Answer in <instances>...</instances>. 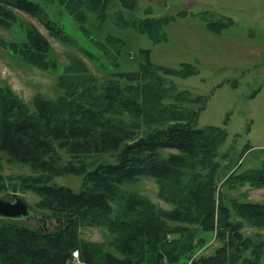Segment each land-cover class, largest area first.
Masks as SVG:
<instances>
[{
	"label": "trees",
	"instance_id": "obj_1",
	"mask_svg": "<svg viewBox=\"0 0 264 264\" xmlns=\"http://www.w3.org/2000/svg\"><path fill=\"white\" fill-rule=\"evenodd\" d=\"M119 1L126 9L136 8L135 0ZM112 5L113 0H0V28L20 24L23 35L3 40V47L38 69L58 73L60 89L55 98L38 94L31 106L10 86H0V153L36 173L0 174V191L11 186L34 192L40 197L36 207L59 222L43 231L0 218V264H78L75 251L83 264H264V238L244 233L247 227L264 228V203L227 196V190L246 185L264 187V163L257 169H227L225 161L236 154L221 150L226 128L197 126L208 96L179 90L168 79L188 78L197 73L195 66L158 65L151 49H141L138 70H119L100 80L77 56L61 66L48 38L19 18L21 12L39 19L53 37L90 60L99 59L51 17L52 8H63L83 38L119 67L124 40L108 34L102 42L93 32L107 22ZM114 15L121 28H133L154 43L169 38V18L130 22L120 11ZM206 22L216 33L235 23L232 18ZM60 150L71 156L65 166L59 164ZM105 153H114L117 162L90 169L87 158ZM66 174L83 176L81 191L55 184ZM143 177L155 178L160 198L171 209L123 188ZM86 227L102 229L112 240H88L82 234ZM213 237L214 252L199 253Z\"/></svg>",
	"mask_w": 264,
	"mask_h": 264
},
{
	"label": "rangeland",
	"instance_id": "obj_2",
	"mask_svg": "<svg viewBox=\"0 0 264 264\" xmlns=\"http://www.w3.org/2000/svg\"><path fill=\"white\" fill-rule=\"evenodd\" d=\"M134 10L124 8L119 0H113L110 16L103 26L94 27L95 38L105 42L106 35L122 38L126 47L120 56V66L105 57L89 40L83 38L75 20L62 8L51 9V17L65 26L67 33L90 48L99 59L86 58L76 47L70 46L53 37L47 27L29 14L19 13L21 23L36 26L50 41L53 53L60 65L70 63L71 56L82 59L90 71L100 80H109L112 73L138 70L143 62L141 49L152 50L155 64L180 69L182 64L195 66L197 73L188 78L168 77L176 82L179 90H190L196 95L208 96L206 108L198 119V127L214 125L228 131V139L222 147L223 152L236 154L235 160L225 161L226 166L235 171L261 168L264 163V0H135ZM120 11L128 21L152 17L169 18L167 26L168 40L154 43L146 35L133 28H121L116 24L114 13ZM55 12V13H53ZM232 18L234 25L221 33L208 30L207 20L226 21ZM20 24L12 28H0V86H10L21 98L33 106L34 98L41 94L55 98L60 94L57 85L58 73L46 72L30 65L19 54L3 47V40H19L22 37ZM166 151L165 154H168ZM65 166L71 156L60 150ZM239 155V157H238ZM241 155L243 157H241ZM3 158L0 174L6 177L36 175L29 164L8 161ZM89 168L98 163H116L114 153L94 154L87 158ZM9 181V180H8ZM6 182L8 184L9 182ZM55 184L66 186L76 192L81 191L83 176L66 174L55 178ZM13 186V185H12ZM0 191V198L11 199V193H18L40 218L50 222L55 228L59 222L48 211L36 207L40 197L31 191L16 192L11 186ZM123 188L137 192L152 199L159 207L171 209L172 205L159 196V187L153 177H143L135 183H126ZM229 199L264 203V187L254 188L246 185L240 189L227 190ZM21 224L41 229L42 221L35 219L18 220ZM246 235H261L264 228L247 227ZM84 238L109 243L112 238L106 231L95 228H83ZM218 243L215 237L210 239L207 249L199 253H213ZM118 257L122 255L108 245Z\"/></svg>",
	"mask_w": 264,
	"mask_h": 264
},
{
	"label": "water",
	"instance_id": "obj_3",
	"mask_svg": "<svg viewBox=\"0 0 264 264\" xmlns=\"http://www.w3.org/2000/svg\"><path fill=\"white\" fill-rule=\"evenodd\" d=\"M11 199L0 198V218L10 220L35 219L42 221L41 229L48 231L50 222H46L44 218H40L31 209L29 204L18 193H13Z\"/></svg>",
	"mask_w": 264,
	"mask_h": 264
},
{
	"label": "built area",
	"instance_id": "obj_4",
	"mask_svg": "<svg viewBox=\"0 0 264 264\" xmlns=\"http://www.w3.org/2000/svg\"><path fill=\"white\" fill-rule=\"evenodd\" d=\"M73 256H74V258L77 260L78 263H81V261L79 260V258H80V253H79V251H75V252L73 253Z\"/></svg>",
	"mask_w": 264,
	"mask_h": 264
}]
</instances>
